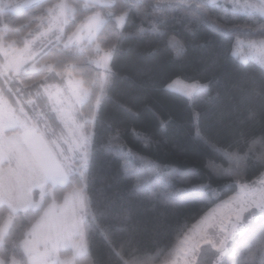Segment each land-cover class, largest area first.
<instances>
[{
    "label": "trees",
    "instance_id": "16d2710c",
    "mask_svg": "<svg viewBox=\"0 0 264 264\" xmlns=\"http://www.w3.org/2000/svg\"><path fill=\"white\" fill-rule=\"evenodd\" d=\"M60 1L0 12V42L23 48ZM66 1L74 11L63 36L34 44L36 70L0 75V94L13 108L25 107L36 128L44 115L62 130L44 87L64 85L68 73L79 78L89 92L80 111L91 133L86 168L64 186L35 191L37 209L12 214L0 207V228L12 217L0 260L28 264L22 244L32 227L50 204L78 189L87 251L74 264H166L193 225L264 172V67L233 54L238 41L264 39V16L207 0H112L110 7ZM97 13L105 21L96 40L81 50L64 47ZM105 52L108 71L91 63ZM174 80L205 88L186 97L167 89ZM217 257L205 246L196 264H264V214Z\"/></svg>",
    "mask_w": 264,
    "mask_h": 264
},
{
    "label": "rangeland",
    "instance_id": "374dc122",
    "mask_svg": "<svg viewBox=\"0 0 264 264\" xmlns=\"http://www.w3.org/2000/svg\"><path fill=\"white\" fill-rule=\"evenodd\" d=\"M44 0H0V12L18 13ZM85 4L110 7L112 0H81ZM211 4L221 3L242 13L264 16V0H207ZM73 8L61 0L48 9V15L40 22V32L23 48L0 42V56L4 64L0 75L19 74L26 67L34 68L38 55L34 44L48 40L53 34L63 36L64 27L73 15ZM101 14H94L84 20L77 29L63 41L64 47L78 50L85 43L96 40L104 24ZM122 29L125 15L117 19ZM58 41L61 37L57 38ZM233 54L242 62L255 60L264 67V39L250 42L238 41ZM111 53H103L91 63L102 71L110 67ZM205 88L199 83L174 80L167 89L186 97H192ZM52 110L62 130H57L44 115L37 118L44 125L35 127L27 109L13 108L0 94V207L10 213L37 209L41 201H35L33 193L44 194L50 185L64 186L73 173L82 174L86 168V148L90 138L81 121V107L88 101L89 92L79 78L68 73L64 85L44 87ZM35 116V112L31 111ZM264 214V172L249 183H239L233 195L219 201L178 242L173 258L166 264H196L202 247H210L218 254V261L227 252L230 243L240 235L248 223ZM86 217V202L82 190L75 189L67 194L61 204L52 203L44 211L24 240L22 247L28 264H74L87 251L83 222ZM12 223L8 217L0 228V245ZM70 250L71 256H61ZM0 264H4L0 260ZM9 264H19L11 260Z\"/></svg>",
    "mask_w": 264,
    "mask_h": 264
},
{
    "label": "crops",
    "instance_id": "0c3cea01",
    "mask_svg": "<svg viewBox=\"0 0 264 264\" xmlns=\"http://www.w3.org/2000/svg\"><path fill=\"white\" fill-rule=\"evenodd\" d=\"M33 228H34V227H33ZM33 228H32V230H33ZM32 230H31V231H32ZM23 242H24V241H23ZM23 247H24V246H23ZM23 249H24V248H23ZM24 251H25V250H24Z\"/></svg>",
    "mask_w": 264,
    "mask_h": 264
}]
</instances>
